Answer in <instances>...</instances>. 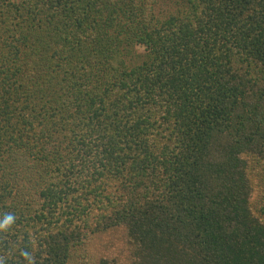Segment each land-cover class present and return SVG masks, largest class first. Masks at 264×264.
Returning a JSON list of instances; mask_svg holds the SVG:
<instances>
[{"label": "trees", "instance_id": "obj_1", "mask_svg": "<svg viewBox=\"0 0 264 264\" xmlns=\"http://www.w3.org/2000/svg\"><path fill=\"white\" fill-rule=\"evenodd\" d=\"M0 0V264H264V0Z\"/></svg>", "mask_w": 264, "mask_h": 264}, {"label": "rangeland", "instance_id": "obj_2", "mask_svg": "<svg viewBox=\"0 0 264 264\" xmlns=\"http://www.w3.org/2000/svg\"><path fill=\"white\" fill-rule=\"evenodd\" d=\"M174 0H162L157 7V14L160 16L166 15V12L171 9Z\"/></svg>", "mask_w": 264, "mask_h": 264}]
</instances>
